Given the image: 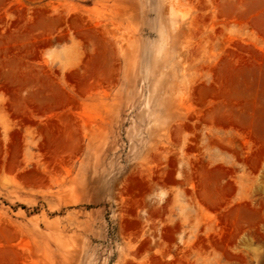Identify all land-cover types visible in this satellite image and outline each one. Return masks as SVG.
<instances>
[{
    "label": "rangeland",
    "instance_id": "374dc122",
    "mask_svg": "<svg viewBox=\"0 0 264 264\" xmlns=\"http://www.w3.org/2000/svg\"><path fill=\"white\" fill-rule=\"evenodd\" d=\"M0 74V264H264V0H0Z\"/></svg>",
    "mask_w": 264,
    "mask_h": 264
},
{
    "label": "bare ground",
    "instance_id": "6f19581e",
    "mask_svg": "<svg viewBox=\"0 0 264 264\" xmlns=\"http://www.w3.org/2000/svg\"><path fill=\"white\" fill-rule=\"evenodd\" d=\"M37 39V38H36ZM37 43V42H36ZM9 44V43H8ZM2 47V46H1ZM28 49V48H27ZM24 62V61H23ZM5 63V62H4ZM3 63V64H4ZM21 65V64H20ZM2 68V67H1ZM19 72V71H18ZM27 72V71H26ZM43 72V71H42ZM2 73V72H1ZM1 75V74H0ZM20 75V74H19ZM22 75V74H21ZM95 75V74H94ZM8 77V76H7ZM13 77V76H12ZM22 77V76H21ZM24 78V77H23ZM8 85V84H7ZM13 87V86H12ZM54 90H55V94L56 95H58V96H60L61 98L62 97H64V98H66V100L68 101V102H71V101H69V99H70V97H71V94L69 95H67V92H63V91H65V90H61V89H59V87L56 85V86H54ZM15 89H17V88H15ZM13 91V90H12ZM68 91V90H67ZM43 92V91H42ZM16 96V95H15ZM59 100H61V99H59ZM63 100V99H62ZM26 101V100H25ZM31 104V103H30ZM47 104H49V103H47ZM62 105V104H61ZM66 105V104H65ZM33 107V106H32ZM47 108V107H46ZM20 109H22V108H20ZM224 148V147H223Z\"/></svg>",
    "mask_w": 264,
    "mask_h": 264
}]
</instances>
